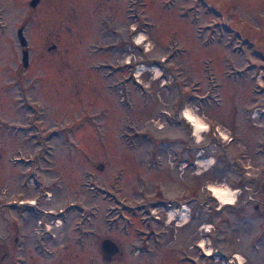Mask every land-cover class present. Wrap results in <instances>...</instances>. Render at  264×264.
<instances>
[{"label": "rangeland", "instance_id": "1", "mask_svg": "<svg viewBox=\"0 0 264 264\" xmlns=\"http://www.w3.org/2000/svg\"><path fill=\"white\" fill-rule=\"evenodd\" d=\"M29 2L0 0V199L67 264H264V0Z\"/></svg>", "mask_w": 264, "mask_h": 264}, {"label": "flooded vegetation", "instance_id": "2", "mask_svg": "<svg viewBox=\"0 0 264 264\" xmlns=\"http://www.w3.org/2000/svg\"><path fill=\"white\" fill-rule=\"evenodd\" d=\"M41 209L36 201L23 198L0 199V264H67L56 258L51 236L41 232ZM43 254V255H42Z\"/></svg>", "mask_w": 264, "mask_h": 264}, {"label": "water", "instance_id": "3", "mask_svg": "<svg viewBox=\"0 0 264 264\" xmlns=\"http://www.w3.org/2000/svg\"><path fill=\"white\" fill-rule=\"evenodd\" d=\"M39 0H30V6H35ZM16 36L21 46V62L23 67L27 66L28 63V49L27 42L23 35V26L19 27L16 30ZM54 47V46H52ZM118 245L109 238H105L100 243L101 257L103 261H109L111 257L118 252Z\"/></svg>", "mask_w": 264, "mask_h": 264}, {"label": "bare ground", "instance_id": "4", "mask_svg": "<svg viewBox=\"0 0 264 264\" xmlns=\"http://www.w3.org/2000/svg\"><path fill=\"white\" fill-rule=\"evenodd\" d=\"M136 41L142 42L143 41L142 36L141 35L136 36ZM183 115L186 118V120L193 125L194 131L198 136V133L201 131L203 127L202 122L191 111H184ZM209 189L220 204L234 203L233 200L234 196L232 195V193H230V191L226 187L212 185L209 187ZM184 210H185V206H182L180 213L182 216H184L185 214Z\"/></svg>", "mask_w": 264, "mask_h": 264}]
</instances>
